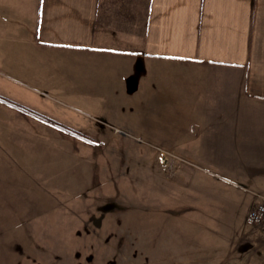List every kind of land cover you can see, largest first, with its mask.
Masks as SVG:
<instances>
[{
	"label": "crops",
	"instance_id": "obj_1",
	"mask_svg": "<svg viewBox=\"0 0 264 264\" xmlns=\"http://www.w3.org/2000/svg\"><path fill=\"white\" fill-rule=\"evenodd\" d=\"M0 96L83 134L182 141L193 188L214 171L264 197V0H0ZM15 125L63 132L0 101Z\"/></svg>",
	"mask_w": 264,
	"mask_h": 264
},
{
	"label": "rangeland",
	"instance_id": "obj_2",
	"mask_svg": "<svg viewBox=\"0 0 264 264\" xmlns=\"http://www.w3.org/2000/svg\"><path fill=\"white\" fill-rule=\"evenodd\" d=\"M34 127H10V144L0 127V157L11 156L0 264H264L263 230L245 217L263 196L214 171L208 189L193 188L203 169L182 158V141L102 126L90 143Z\"/></svg>",
	"mask_w": 264,
	"mask_h": 264
},
{
	"label": "trees",
	"instance_id": "obj_3",
	"mask_svg": "<svg viewBox=\"0 0 264 264\" xmlns=\"http://www.w3.org/2000/svg\"><path fill=\"white\" fill-rule=\"evenodd\" d=\"M0 101L4 102V103H6V104H8V105H10V106H12L14 108L20 109V110H22V111H24V112H26V113H28L30 115L36 116V117L42 119L43 121H45L46 123H48L49 125H52V126L58 128V129L62 130L63 132L69 134V135H72V136H75V137H79L80 139L88 141L90 143L92 142V140L89 139L88 137H86L83 133L75 131L73 129H70V128L64 126V125H61V124L49 119V118H46V117H44L42 115L34 113L33 111H30V110L24 108L23 106L19 105L18 103H15V102H13L11 100H8L6 98H3L1 96H0Z\"/></svg>",
	"mask_w": 264,
	"mask_h": 264
},
{
	"label": "built area",
	"instance_id": "obj_4",
	"mask_svg": "<svg viewBox=\"0 0 264 264\" xmlns=\"http://www.w3.org/2000/svg\"><path fill=\"white\" fill-rule=\"evenodd\" d=\"M247 222L250 225H256L263 230L264 233V198L260 196L256 204L250 209Z\"/></svg>",
	"mask_w": 264,
	"mask_h": 264
}]
</instances>
